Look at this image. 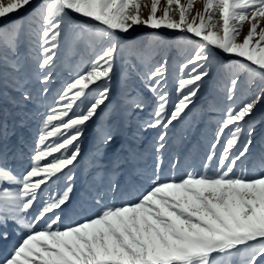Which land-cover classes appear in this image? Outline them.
Returning a JSON list of instances; mask_svg holds the SVG:
<instances>
[{
	"label": "snow or ice",
	"instance_id": "1",
	"mask_svg": "<svg viewBox=\"0 0 264 264\" xmlns=\"http://www.w3.org/2000/svg\"><path fill=\"white\" fill-rule=\"evenodd\" d=\"M200 2L201 8H195L196 0H0L5 25L0 27V77H12V89L5 83L0 91V264H264V130H258L254 115L258 105L264 107V0ZM135 26L179 32L192 46L180 66L171 107L167 61L152 65L149 46L125 43ZM25 39L40 53L33 58L35 79L45 98L53 91L62 39L72 46L86 41L92 55L82 71L55 90L40 116L28 166L17 172L10 161L23 159L34 116L20 52ZM126 48L139 64L129 66L124 84L135 76L154 97L153 111L139 130H161L154 147L156 164L147 177L151 183L134 199H122L119 205L106 202L107 197H126L144 178L135 166L134 150L103 158V147L113 141L106 133L90 163L97 175L103 172L109 178L89 184L74 202L81 138L98 110L107 107L117 57ZM222 55L239 59L226 65L229 103L203 171L161 180L167 130L184 121ZM245 82L256 90L237 104V91ZM125 99L130 108L144 109L140 95L126 93ZM256 136L262 148L253 157ZM250 164L259 169L252 175ZM126 165L133 167L121 185L111 177L123 174ZM77 211L90 214L65 224V214ZM12 233L17 239L9 242Z\"/></svg>",
	"mask_w": 264,
	"mask_h": 264
},
{
	"label": "rangeland",
	"instance_id": "2",
	"mask_svg": "<svg viewBox=\"0 0 264 264\" xmlns=\"http://www.w3.org/2000/svg\"><path fill=\"white\" fill-rule=\"evenodd\" d=\"M37 4L42 0H35ZM144 3H150V0H143ZM164 0H162L163 4ZM200 0H196L195 8H201ZM147 11V10H145ZM13 18L20 20L22 23H27L22 20L19 14H13ZM9 24L12 23V18H4ZM4 21L0 20V27H4ZM35 27V25H33ZM248 25L245 24L243 32L246 33ZM242 39V36H241ZM127 45H146L151 49L152 65H158L161 61H167V90L171 100L175 98V85L179 77L182 75L180 66L182 62L192 53V46L188 44L183 34L161 29L158 32L147 29L144 26H135L134 30L127 36L125 40ZM22 62L25 63V79L24 86L33 92L34 100L29 105V110L34 116L30 119V127L28 129V147L24 149L25 155L22 160L10 161V166L15 167L19 172L28 166V153L31 151L33 141L36 139L39 130L40 116L45 113L46 107L52 102V96L56 94V89H59L65 81H70L78 72L82 71L87 66V61L92 55L86 41L72 46L68 40L62 39L60 48L57 50V58L53 69L55 75L52 82V93L47 97L39 94L40 85L35 79L37 73L35 60L39 56L38 48L35 44L29 46L27 39L25 44L20 49ZM28 57L25 60V57ZM239 58L223 56L214 65L210 78H206L203 86L200 88L197 96L193 99V104L190 106V111L183 122L175 123V126H170L167 130V138L165 149L162 152L163 163L159 178L179 179L189 171L202 172L201 167L205 155L209 151V146L214 142L215 130L218 126V121L222 118L228 101L225 98V84L229 70L227 64H235ZM139 64L134 56L129 54L126 48L117 57L116 74L112 83V93L109 96L107 107L102 106L103 111L98 110V114L93 121L89 122V126L81 138V157L79 164L74 169L75 188L74 202L80 200L83 196L85 188L89 184L99 185L101 180L107 181L109 177L103 172L97 175V169L92 166L90 161L96 153V149L100 145V138L106 133H111L113 141L111 144L103 147L104 159L107 161L117 155L123 157L130 150H134L137 155L136 167L144 173V178L137 182L135 190L131 191L126 197H107L106 202L119 205L123 200L134 199L140 191L147 188L151 181L147 177L152 176L153 169L156 164L157 154L154 147L157 143V135L160 129L147 128L139 130V125L149 119V114L153 111L154 97L153 94L143 87L141 80L133 76L127 83L123 82V74L131 64ZM242 81L245 80L243 73H236ZM4 77H0V91L4 90L5 83L8 89H12L11 75L4 73ZM256 89L249 90L247 83L241 85L237 91V101L239 104L248 98L251 92ZM15 92V90H13ZM131 96L140 95L144 99V109L138 110L130 108L125 99V94ZM8 93L5 92V95ZM254 115L260 121L257 124L258 130H264V107L258 105ZM262 148L261 137L256 136L253 141L251 153L253 157L257 156ZM173 168L172 164L176 163ZM133 165H126L123 174L111 177L118 179L121 185H124L125 177L128 170ZM258 166L249 165V175L258 171ZM53 191L55 192V186ZM88 212H69L66 213L65 224L74 223L83 219ZM11 227V222H9ZM17 239L14 233L10 235V241ZM2 254V250H0Z\"/></svg>",
	"mask_w": 264,
	"mask_h": 264
}]
</instances>
